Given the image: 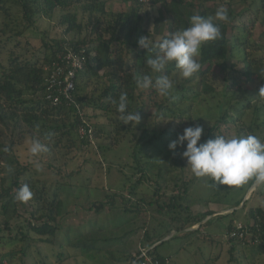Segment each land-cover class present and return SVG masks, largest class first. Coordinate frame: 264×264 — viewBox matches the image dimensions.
<instances>
[{"label": "trees", "instance_id": "16d2710c", "mask_svg": "<svg viewBox=\"0 0 264 264\" xmlns=\"http://www.w3.org/2000/svg\"><path fill=\"white\" fill-rule=\"evenodd\" d=\"M108 1L0 0V20L2 18H5L6 21L7 19L8 21L11 20L7 5L13 3L20 7L23 31L10 29L12 32L11 37L21 36L24 31L34 28L36 20L40 16L51 18L56 10L63 12L59 21L60 25L65 27L63 34L76 36L72 40L64 39L56 42L54 46L44 42V46L48 48V54L44 59L47 68L44 65L40 66L37 62L23 61L14 53L9 57L7 65L0 63V214L3 217L2 222H0V241L21 243L23 245L20 250L22 253L21 260L28 256L31 247V240L24 228L39 237H54L58 230L57 220L61 206L59 199L60 187L49 194L43 183L41 189L38 187L33 192L31 199L35 206L32 205L33 210L30 212V219L24 221L25 226L17 224L16 236L9 235L11 233V219H21L15 208L16 203L19 202L14 199L16 191L24 184L35 189L37 181H39L33 179L31 175V170L35 169L36 163H23L16 156V149L23 146L26 141L38 140L48 148V151L44 152V155H48L52 149L60 144V139L53 141L57 133L61 134V138L65 137L67 143L65 148L69 149L68 151L72 148L79 149L91 146V140L97 134L94 126H91L83 118V115L87 114V108L92 104L94 109L103 111L106 115L114 114L120 117L113 101H118V97L122 92H126L128 95V110L131 112L138 111L139 115L142 116L145 105L141 104L140 100L146 94L150 99H153L158 96V93L154 88L138 89L135 84V77L148 74L153 75L155 79L156 75H168L170 79H173L175 91L171 98L164 97V101L156 104L159 113L156 117H164V114H162L164 109H168L169 113L175 116L176 107H180L187 102L189 96L193 100H198L205 95L214 96L215 90L209 85V78L214 75L215 68L221 67L226 71L229 65L231 75L230 79H225L226 84L219 94L221 100L218 104V116L202 137L201 142L215 139L216 135L246 136L253 134L260 138L264 136V102L252 103L251 96L238 97L241 88L239 81L235 78L237 77L241 81V78L245 81L258 80L259 90L264 87L262 46L253 41L251 32L246 25L243 27L236 25V15L230 7L226 8L228 19L220 21L215 19V12L218 9L215 5L216 0H194L189 4H181L176 0L171 2L158 0L157 3L163 4L164 13H161L155 20L154 32L149 34L147 30L149 21H147L146 12H143L146 6L139 4L136 0H128L130 2L128 11L109 14L106 10ZM262 4L264 8V0H262ZM193 14L212 17L220 32L216 40L202 45L198 57L200 70L188 79L179 74L174 64L168 65L164 73H151L146 61L154 55V50L148 51L139 48L138 40L141 37H149L150 39L152 36L154 38L155 35H161V39L158 41L151 39L152 44H157L171 33L188 27L190 17ZM8 25L7 23L0 32L6 34V30L9 28ZM162 29H165L167 34L162 35ZM240 29L242 35L235 34V31ZM84 33L86 35L82 36ZM69 50L79 54L82 58V67L76 73V89L73 93L74 103H67L61 97L63 103L54 105L53 100L47 98L49 94L47 91L48 79L52 70L57 68L56 65H62L59 56ZM235 59L242 62V69L239 72L234 70V64H230ZM235 74L239 76H235ZM94 80L104 84V88L97 97L86 93L88 84ZM50 92L54 96L53 91ZM139 104H141L140 107ZM192 106L193 104L189 105V107ZM186 113V111L180 113L181 124H184L183 117ZM63 114H66L69 118L63 120ZM247 115H250L248 121H246ZM110 125L119 138L124 139L134 133V129L130 124L122 125V122L116 124V121H114L110 122ZM234 130H236L235 134L232 133ZM99 132L106 135L111 134L108 131L104 132L103 127ZM147 134L148 131L145 129L138 140L133 142L134 139H132L128 142V144H131L132 157L137 165L131 179H134L138 173L140 177L135 178L134 183H131L130 186L120 192H107L106 197L110 202V210L117 213V215L132 214V219L143 220L137 253L135 255L122 254L123 257H126L127 264H133L134 262L140 264L142 262L140 257L145 251H148L147 255L154 257L160 264H169L171 259L160 255L158 249L175 237L186 238V236L199 234L202 226L195 231H184L197 226L208 216H213L215 213L212 211L194 213L191 209L189 202L192 200L189 195L200 181L205 178L209 179L208 184L215 191L216 198L234 192L236 196L231 195L230 199V208L232 209L241 206L244 195L252 184L220 186L208 177L197 178L193 176L189 180L183 178L181 185L176 184L172 194H166L162 186L166 184L167 180L160 172L157 175L159 180L155 181L153 192L143 194L139 192V187L143 183L149 182V179L141 164V154L144 152V147L140 148L138 146L139 141H142ZM45 135L48 138L46 142H42L41 138ZM162 137L158 135L149 139L146 145H150L154 140ZM52 141L53 144L50 143ZM99 148L101 151L104 147L99 145ZM92 150L97 154L95 149L92 148ZM40 155L42 157V153ZM173 162L181 168L182 172L185 171L187 165L181 161L178 155L174 156ZM38 163H42V159ZM51 168L52 166L49 164L47 169L50 170ZM39 183L41 182L39 181ZM125 191L128 193L125 194ZM214 202L221 204L216 200ZM20 203L24 204V202ZM247 204L248 200L240 210H245ZM102 207L103 205L100 204L96 209L100 210ZM11 210L12 213L10 214ZM235 212L236 210H233V213ZM248 216L252 221L248 232L252 233L251 240L245 242L240 239H230L229 242L232 244L238 242L241 245L257 242L259 247H264V210L262 208H250ZM131 221L130 219L126 220L123 226L128 225ZM234 228V225H229L228 235L231 234ZM173 231L176 234L170 240L151 249L154 244L169 236ZM127 236V232H125L122 237ZM118 240H121V237H114L105 241L116 242ZM75 246L80 247L79 250L85 254L102 249L99 247L97 240H90L88 245L82 244V247L79 243ZM232 249L234 251V246ZM15 256L13 252L0 253V264L4 262L12 264ZM57 257L56 262L49 264H61L70 256L61 253Z\"/></svg>", "mask_w": 264, "mask_h": 264}, {"label": "rangeland", "instance_id": "374dc122", "mask_svg": "<svg viewBox=\"0 0 264 264\" xmlns=\"http://www.w3.org/2000/svg\"><path fill=\"white\" fill-rule=\"evenodd\" d=\"M171 1L169 0L168 2ZM176 1L181 4H189L194 0ZM215 5L218 8L223 7L225 9L230 7L233 10L236 15V25L240 27L247 26L253 41L262 46V55L264 57V8L262 0H235L233 2L231 0H216ZM7 8H9L11 14V20L8 21L7 19L6 21L5 18L0 20V31L7 23L9 24L6 34L0 32V63L4 65L8 64L9 57L14 53L23 61L37 62L40 66L44 65L47 68V65L44 64V59L48 54V48L44 46V42L54 46L56 42L61 40L76 38L73 34H63L65 27L59 23L63 15L60 10H56L51 15V18L40 16L36 20L34 28L24 31L19 37H11V30L23 31V23L18 5L11 3L7 5ZM129 9L130 5L126 4L125 11ZM107 12L109 14L114 13L112 11ZM143 12H146L147 21H149L148 33L152 34L155 20L161 13H164L163 4L155 3L154 5L146 6ZM162 30L161 34L163 35L166 30ZM235 34L242 35V30H236ZM84 35L86 34L84 33L82 36ZM151 39L158 41L161 39V35H155L154 38L152 36L149 39L150 43ZM230 64L235 65L234 70L237 72L242 69V62L238 59L232 60ZM229 68L228 65V70L225 71L223 68L217 67L214 69V75L209 78V85L215 90L214 96L205 95L198 100H193L189 96L187 102L180 107H176L175 116H172L168 109H164L162 112L164 117H156L159 114L156 104L164 101V97L158 95L150 99L148 94L143 96L140 102L145 106L141 121L136 126L135 124H130L134 129V133L124 139L115 135L110 125V122L114 121H116V124H120L122 122L120 117L114 114L106 115L103 111L94 109L91 104L86 110L87 114L83 115L84 120L94 126L98 135L92 138L91 146L79 149L72 148L68 151L69 149L65 148L67 144L65 137L61 138V134L57 133L53 141L60 139V144L55 149H52L48 155L42 153V157L41 155L33 157L28 151L32 144L30 141H26L23 146L16 149L15 154L23 163H36L35 169L31 170V175L33 179H37L41 183L37 181L35 189L30 188L32 192H35L38 187L41 189L43 183L49 194L57 187H60L61 209L57 220L58 230L54 237L44 238L24 228L31 240V247L28 251V256L25 259L23 258L24 261L20 259L22 255L20 250L23 247L21 243H10L6 240L0 241V253L13 252L16 256L12 264H49L56 262L58 260L57 255L61 253L70 256L61 264H127L126 257H123L122 254L135 255L137 253L143 220L132 219V214L117 215V213H114L109 208L110 202L106 194L109 191L120 192L130 186L131 183H134L136 181L135 178L138 179L140 177L138 173L134 179H131L132 173H135L134 168L137 165L132 157L133 150L130 147L131 144H128L129 140L134 139L133 142H135L147 129L148 134L142 141H139L138 147H144V152L141 154V164L147 173L149 182L143 183L139 187V192L143 194L152 193L155 188V181L159 180L157 175L162 172L167 180L166 184L162 186L163 191L166 194H172L176 184L181 185L183 178L189 180L194 175L189 167H186L185 171L182 172L181 168L173 162L174 156L178 155L181 161L187 165L186 159L181 155L184 148L178 147L175 150V154H173L169 150L168 144L170 141L175 140L178 134H182L185 128L190 126L202 125L204 128L202 137L206 134L218 116V104L221 100L219 94L226 84L225 79H230L231 72H229ZM235 76L239 75L235 74ZM235 78L239 81L241 88L238 97L251 96L252 103L264 102L263 96L259 95L258 80L245 81V79L241 78V81L239 78ZM103 88L104 84L94 80L88 84L86 93L97 97ZM141 104H139V107ZM191 104L193 106L189 107ZM185 111L187 113L183 117L184 124H181L180 113ZM62 118L67 120L69 117L63 114ZM249 119L250 115H247L246 121ZM102 127L104 132L108 131L111 134L100 133L99 131ZM232 133L235 134L236 130ZM158 135L163 137L154 140L150 145H146L149 139ZM47 138L48 136H43L41 138L42 142H46ZM261 139L264 140V136ZM53 141L50 143L53 144ZM99 145L104 147L101 151ZM92 148L95 149L97 154ZM40 159H42V163H38ZM49 164L52 166L50 170L47 169ZM208 182L209 179L205 178L198 183L189 195L192 200L189 204L194 213L212 211L215 212L213 216H208L202 221L203 223L201 222L197 226L192 227L194 228L193 231H195L200 228L198 226H202L199 234L186 236V238L175 237L161 246L158 249V253L169 257L171 259L169 264H264V247H259L257 242L242 245L238 242L233 244L229 242L231 241L230 239H239L231 236L238 226L249 231V225L252 222L248 216L250 208H262L264 210V185L252 189V192L247 196V208L242 211L240 210L241 207L237 209L230 208V199L235 195L234 192L227 196L222 195L216 198V195H214L215 191L211 189ZM127 191L124 193L127 194ZM215 200L221 204H216ZM100 204L103 207L97 210L96 208ZM32 205L35 206L32 199L24 202V204L16 203L15 208L21 219H11V233L8 232L9 235H17V224L25 226L26 223L24 221L30 219V212L33 210ZM233 210H236V212L233 213ZM9 213L11 214L12 210ZM209 217L210 219H208ZM128 219L132 221L128 225L123 226ZM2 220L3 217L0 214V222ZM231 224L235 228L228 235V227ZM125 232H127L128 236L124 238L122 236ZM251 234L248 233L245 238L240 240L249 242ZM114 237H121V240L106 242L107 239ZM90 240H97L99 247L102 249L85 254L79 250L80 247L75 246L77 243L81 247L82 244L88 245ZM233 246L234 251H232ZM3 264L7 263L4 262ZM133 264H137V262Z\"/></svg>", "mask_w": 264, "mask_h": 264}, {"label": "clouds", "instance_id": "9594fccd", "mask_svg": "<svg viewBox=\"0 0 264 264\" xmlns=\"http://www.w3.org/2000/svg\"><path fill=\"white\" fill-rule=\"evenodd\" d=\"M215 19L227 20V10L218 8ZM219 35V28L212 17L193 14L188 27L171 33L159 43H150L149 37H141L137 43L141 49L154 50V55L146 61L151 73H164L168 65L174 64L179 74L188 79L200 70L198 57L202 45L216 40ZM135 84L140 90L154 88L159 96L165 98H171L175 91V82L168 75H156L155 79L148 74L137 76ZM259 94L264 96V87L260 88ZM113 103L123 125L136 126L140 123L141 116L138 111L128 110L126 92H122L118 101L114 100ZM203 133L202 125L190 126L168 144L173 154L178 147L184 148L181 155L195 177H208L220 186H244L249 183L253 187L264 185V140L253 134L216 135L215 139L201 142ZM28 151L33 157H37L47 152L48 148L34 140ZM32 196L30 187L24 184L16 191L14 199L27 202Z\"/></svg>", "mask_w": 264, "mask_h": 264}, {"label": "built area", "instance_id": "2783aa9c", "mask_svg": "<svg viewBox=\"0 0 264 264\" xmlns=\"http://www.w3.org/2000/svg\"><path fill=\"white\" fill-rule=\"evenodd\" d=\"M143 6H149L157 3L158 0H136ZM62 65H56L48 79L47 91L49 92L47 98L53 100L54 105L63 103V99L67 103H74L73 93L76 89V73L82 67V58L79 54L69 50L65 54L59 56ZM50 91H53L54 96ZM248 230L238 226L237 230L233 231L231 236L243 239L248 235ZM140 259V264H160L154 257L148 256L147 252H143Z\"/></svg>", "mask_w": 264, "mask_h": 264}, {"label": "crops", "instance_id": "0c3cea01", "mask_svg": "<svg viewBox=\"0 0 264 264\" xmlns=\"http://www.w3.org/2000/svg\"><path fill=\"white\" fill-rule=\"evenodd\" d=\"M126 4L130 5V2L128 0H109L106 6V10L112 11L114 13L126 12Z\"/></svg>", "mask_w": 264, "mask_h": 264}, {"label": "water", "instance_id": "95a60500", "mask_svg": "<svg viewBox=\"0 0 264 264\" xmlns=\"http://www.w3.org/2000/svg\"><path fill=\"white\" fill-rule=\"evenodd\" d=\"M253 188H256V187L251 186V188H250L249 191L247 192L246 196L244 197V199H243L242 204H241L240 207H242V205L247 201V199H248L247 196H248L249 193L252 192V189H253ZM240 207H238V208H240ZM235 209H237V208H235ZM208 219H210V217H209ZM208 219H207V220H208ZM202 223H203V222H202ZM198 227H200V226H198ZM193 229H194V228L186 229L184 232L193 231ZM196 229H197V228H196ZM175 233H176V232L173 231L169 236L165 237V238L162 239L161 241H159V242H157L156 244H154V245L151 247V249H154L155 247L159 246V245L162 244L163 242H166V241L170 240V239L175 235ZM146 252H148V251H146Z\"/></svg>", "mask_w": 264, "mask_h": 264}]
</instances>
